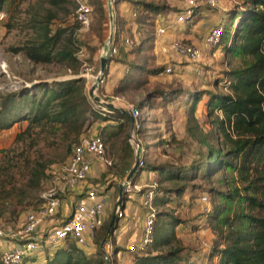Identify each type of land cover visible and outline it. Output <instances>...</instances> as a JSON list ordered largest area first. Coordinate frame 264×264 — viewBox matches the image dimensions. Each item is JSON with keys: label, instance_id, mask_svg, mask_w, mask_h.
Instances as JSON below:
<instances>
[{"label": "rangeland", "instance_id": "1", "mask_svg": "<svg viewBox=\"0 0 264 264\" xmlns=\"http://www.w3.org/2000/svg\"><path fill=\"white\" fill-rule=\"evenodd\" d=\"M246 1L222 0L221 3L218 2V8L222 14H226L223 10L241 8ZM83 2L91 8L90 25L86 31H82L76 21L77 6L74 0H6L0 4V14L3 17L0 21V111L2 104L10 95H15L17 100L24 95L40 97L41 87L44 85L54 88L57 83L79 79L82 80L84 93L95 110L101 111L98 107L101 103L123 110L128 104L141 111V129L136 131L134 139L139 144L146 168L165 164L186 167L198 160L200 152L205 148L199 145L197 138L191 136L186 129L188 126H196L198 131L205 134L213 130L209 122L218 113L208 115L209 109L206 106L208 96L204 95L196 106L194 121L188 122L191 105L187 103V93L228 94L227 89L224 88L225 73L230 69L229 64L233 63L234 59L225 55L222 45L217 49H206L202 46L200 49L203 51V59L198 63L189 62L173 52L162 54L160 47L158 48L154 41L161 39L164 41L162 45L169 47L175 39L191 43L182 37L190 35L202 43L209 31L210 17L218 18L217 10L202 6L195 10V19L189 21V25H173L171 30L166 31L167 33L158 36V28H165L163 25L169 20L182 14L185 9L183 0H126L115 4L112 8V22L113 34L115 33L114 45L118 54L113 58H107V62L110 59L112 62L106 64L107 75H105V70L101 73V58L110 33V16L106 0H83ZM132 2L160 6L166 13L153 15L152 12L145 11L146 7L143 4L138 8L133 7ZM100 4L106 6L104 17L100 15ZM50 17H53L49 21L51 30L65 28L56 46V52L70 49L75 62L35 64L22 52H14L15 49L27 46L37 39L39 28ZM228 17L224 15L220 21L222 25L226 23ZM190 29L193 31L189 32ZM142 39L147 41L143 42L139 51H135V46ZM79 49L83 50L82 56L76 55ZM131 50L134 52L132 53ZM132 63L140 66L139 72L136 73L140 85L136 88L128 85L121 93L115 94L114 88L118 86L120 79L133 72L131 70L128 73V65ZM165 68H170L172 73L163 77L148 74L150 69ZM122 85H124L123 81ZM91 90L93 92L90 95ZM170 91L181 92L182 96L170 104H163L160 99L154 97L157 92ZM18 113L22 114L20 116L23 119L13 124L9 130L0 131V227L8 229L18 226L27 214L36 210L41 203L42 195L49 188V180L47 183H41L37 190L31 188L29 182L34 173L43 168L45 173L59 174L70 159L69 150L73 140V137H69L62 127L48 124L35 126L24 132L27 120L31 118L28 105L22 104ZM93 120L91 118L87 122L85 128L90 126L91 128L84 137H90L96 126L100 125V121ZM125 129L118 131L116 127L106 128L107 132L102 134V138L105 143V160L108 164L99 163L98 168L101 172L98 173V178L86 183L99 189L112 178L116 180L102 194L105 203L104 218L107 214L109 217L117 207L119 187L125 182L129 168L132 169L135 164V154ZM18 134H22V137L16 139ZM167 142L169 150L164 148ZM102 170L106 172L103 176H101ZM153 172L151 169L141 170L134 175L131 182L138 186L148 185L153 179L156 181L158 178L157 175L152 176ZM196 184H200L199 181H196ZM165 186L174 188V183H167ZM21 189H25L27 194L31 195L23 205L19 204L18 199ZM135 192L123 191L126 197L123 214L127 221L135 216L132 225L138 223L137 228L142 229L138 217L142 208L138 200L140 194ZM189 194L187 190L181 198V204L171 203L168 207L159 206L157 210L179 216L186 221V225L177 227L175 231L179 240L186 244L189 251H192L194 260L196 256L206 254L212 245L213 238L206 221L207 212L205 213L203 209L215 206L216 201L209 193L199 189L192 193L193 198H190ZM69 195L62 198V208L66 205L67 213L71 210L70 204H65ZM203 196L207 198V205L199 200ZM52 219L61 220L63 216L58 213ZM115 237L116 233L112 235V238ZM8 243L7 240L0 239V250L5 249ZM63 243L61 241L54 246L47 243L34 254H30L28 259L26 258V263L45 264L46 255H51ZM67 244L73 247L72 242ZM111 261H116L117 264L132 262L129 252L123 248H119Z\"/></svg>", "mask_w": 264, "mask_h": 264}, {"label": "trees", "instance_id": "2", "mask_svg": "<svg viewBox=\"0 0 264 264\" xmlns=\"http://www.w3.org/2000/svg\"><path fill=\"white\" fill-rule=\"evenodd\" d=\"M4 1L6 0H0V4ZM122 1L126 0H116L115 4ZM142 4L132 2L133 7L139 8ZM143 5L146 7L145 11L152 12L153 15L166 13L163 7ZM100 9V15L104 17L106 6L100 4ZM225 15L229 17L223 25L220 45L223 46L225 55L234 59V62L229 64L230 69L225 73L228 84H225L224 88L228 94L187 93V103L191 105L188 122L194 121L196 106L204 95L208 96L206 104L209 109L208 115L218 113L209 122L213 130L202 134L196 126H188L186 129L191 136L197 138L198 144L205 150L200 152L198 160L186 167L165 164L146 168L145 164L141 169H151L154 171L152 176H158L153 190L156 207H168L171 203L181 204V198L187 190L190 192V198H193L192 193L199 189L215 199V206L207 208L206 213L208 229L213 238L212 245L206 254L198 255L193 260L192 251L179 240L175 231L177 227L186 225V221L179 216L160 211L157 212L149 252L138 255L130 253L128 248L125 249L132 257L133 264H264V0H247L244 6L226 11ZM177 17L163 25L167 28L166 31L175 26L173 23ZM52 18H48L39 28L37 39L27 46L15 49L14 52H22L35 64L75 62L70 49L56 52V46L65 28L51 30L49 21ZM183 24L189 25V22L177 26ZM114 36L115 33L113 43ZM145 41L147 40L142 39L135 46V51H139ZM116 61L119 62L117 59ZM111 62L110 59L107 65ZM128 66V73L131 70L133 72L120 79L118 86L114 88L115 94L121 93L128 85L134 88L140 85L136 76L140 66L133 63ZM166 69H150L148 74L160 77L159 74ZM41 89L40 97L24 95L17 100L15 95H10L6 98L0 111V131H7L13 124L21 121L23 118L20 116L22 114L18 113L19 108L22 104H27L31 118L27 120L24 132L46 124L60 126L67 131L69 137H73L70 154L91 128V126L85 128L91 118L102 123L94 137L102 138L108 127H116L118 131H124L126 128L127 134L128 119L119 113L109 114L95 110L84 93L82 80L60 82L54 88L44 85ZM180 93L157 92L154 97L160 99L163 104H170L182 96ZM21 137L22 134H18L16 139ZM165 145H169L168 142ZM130 170L131 167L128 172ZM105 173V170H102L101 176ZM52 175L54 173H45L42 168L34 173L29 186L37 190L40 184L47 183ZM114 181L116 180L112 178L104 187L97 189L103 194ZM196 181L200 184H196ZM167 183H174V188L165 186ZM18 196L19 204L23 205L31 195L27 194L25 189H21ZM125 200L126 197L123 195V201ZM111 218V215L108 219L105 217L93 245L83 248L67 238L51 255H46L45 264H107L100 246ZM49 225L45 224L46 227L42 230L48 231L58 223ZM112 234L106 241L105 250L112 242ZM69 242H72L73 247H69L67 244ZM3 250H0V257ZM115 250L117 253L119 249ZM27 259L23 264H27Z\"/></svg>", "mask_w": 264, "mask_h": 264}, {"label": "built area", "instance_id": "3", "mask_svg": "<svg viewBox=\"0 0 264 264\" xmlns=\"http://www.w3.org/2000/svg\"><path fill=\"white\" fill-rule=\"evenodd\" d=\"M77 6L75 12L76 21L80 24L82 31H86L90 25L91 8L83 2V0H74ZM116 0H106L107 8H114ZM219 0H183L185 9L183 13L176 18L173 25L189 22L195 18V10L206 6L211 9L218 10ZM0 21L3 20L0 14ZM167 28H158L157 35H162ZM223 34V25L218 24L209 29L203 41V46L206 49H217L221 44V36ZM114 35V34H113ZM108 43L103 55L113 57L117 54V49L113 43V38ZM128 43V41H127ZM162 53L173 52L180 58L189 62L198 63L203 59V51L191 44L185 43L182 39H175L169 47H162ZM77 56L83 55V50L79 49ZM171 69L167 68L160 77L170 74ZM228 84L227 80L224 82ZM130 113L134 119L132 138L130 143L135 156H138L137 167L141 171L145 167V161L139 144L135 142L134 134L141 129V111L133 105L123 107ZM102 112L108 113L105 109L100 108ZM110 114V113H109ZM164 148L169 150V145ZM95 160L101 164H108L105 160V143L100 136L83 137L80 142L74 147L68 163L62 168L59 174H54L49 179V188L42 195L41 203L38 208L27 214V216L15 228L0 227V239L7 240L9 243L7 248L1 253L2 264H23L25 259L37 252L44 245L49 243L54 246L58 242L65 239L73 240L80 247H87L89 242H93L96 234L103 225L105 203L101 191L95 187H87L88 181L95 180L100 174V168L94 167L92 161ZM99 173V174H98ZM81 184H85V188L77 195L70 205V212L65 218L58 222V225L48 231H41V227L59 213L60 203L62 198L73 194L74 190ZM155 179L148 185H133L130 182L125 184V192L136 191L140 194L141 207L144 211V225L139 242L135 245H130L128 251L132 254H145L149 252L151 243L154 237L155 222L157 217V207L154 203V188ZM202 204L207 203L205 196L200 198ZM206 213L207 208L203 209ZM117 218L123 217V212L120 207H116L115 212ZM40 230V232H39ZM13 243V245H12ZM105 250L103 254L105 261H111L113 256L111 248Z\"/></svg>", "mask_w": 264, "mask_h": 264}, {"label": "crops", "instance_id": "4", "mask_svg": "<svg viewBox=\"0 0 264 264\" xmlns=\"http://www.w3.org/2000/svg\"><path fill=\"white\" fill-rule=\"evenodd\" d=\"M221 1L222 0H220L219 2L221 3ZM224 12H226L225 10H223ZM217 13H218V18L217 17H214V16H211L210 17V19H209V21H208V23H209V29L210 28H212V27H214V26H216V25H218V24H220L221 22V20L224 18V13L222 14L221 13V11H220V8H218V10H217ZM217 18V19H216ZM193 29V28H192ZM192 29H190V30H188L189 32H191V31H193ZM183 37V39H188L189 41H191V44H193V45H195V46H197V47H202L203 46V41H202V43H200V42H198V41H196L195 39H194V37L193 36H191L190 37V35H184V36H182ZM156 41H158V42H156ZM163 42L164 41H162L161 39L160 40H155V44L156 45H158V48H159V50H160V52H161V48L162 47H165L164 45H162L163 44ZM167 48V47H166ZM162 53V52H161ZM162 54H164V53H162ZM118 77H120V76H118ZM120 79V78H119ZM102 126V123H100V125H97L96 126V128H95V131H94V133L97 131V129L99 128V127H101ZM94 133L90 136V137H94L93 135H94ZM98 164H99V162H97V161H95V160H93L92 161V165H93V168L94 167H98ZM129 173V172H128ZM86 186V185H85ZM85 186H84V184H81L79 187H77L75 190H74V192H73V194H71V195H69L68 197H66L67 199H66V201H68V202H65V204H70L71 205V203H72V201L74 200V198L77 196V195H79L80 193H82V191L84 190V188H85ZM87 187H91L90 185L89 186H87ZM106 191V190H105ZM131 194H135V193H131ZM130 195V194H129ZM138 200L141 202V199H140V195H138ZM126 201V200H125ZM125 201H123L122 200V204H121V206H120V208H121V210H122V212H123V209L125 208ZM62 202L63 201H61V203H60V209H59V213L63 216V219L65 218V216L67 215V210H66V205L62 208ZM115 205H116V203H115ZM117 206V205H116ZM62 208V209H61ZM115 212H116V207L114 208V212L113 213H110V215L111 216H113L114 214H115ZM69 213V212H68ZM105 214V213H104ZM108 217V214L106 215V218ZM138 217H139V222H140V224H142V226H141V228H143V225H144V218H145V214H144V211H143V209L141 208V212L139 213V215H138ZM125 217H124V214H123V217L121 218V219H119V221L117 222V227H116V229L115 230H117V231H114L113 232V234L114 233H116V237L115 238H112V244L111 245H109L110 246V248H111V252L113 251V255L114 254H116V250H115V248H123L124 250L125 249H127L128 248V246H130V245H135V244H137L138 242H139V240H140V238H141V234H142V229H140V228H137V226H138V223L136 224V225H132V221H134L135 219V216H132L131 217V219L129 220V221H127L126 219H124ZM63 219H61V220H51V221H48L47 223H46V225H49L50 223L51 224H54V223H58V222H61ZM105 219V218H104ZM118 219V218H117ZM121 220V221H120ZM53 221V222H52ZM139 224V225H140ZM50 226V225H49ZM52 226V225H51ZM44 227H46L45 225H44ZM45 228H43V230H44ZM42 229H41V231H43ZM112 234V235H113ZM132 241H134L133 243H131ZM90 243L92 244L93 242H89V245H90ZM8 245V244H7ZM107 250H109L108 248H107ZM129 258L131 259V261H132V257L129 255ZM131 264H133V262H131Z\"/></svg>", "mask_w": 264, "mask_h": 264}, {"label": "water", "instance_id": "5", "mask_svg": "<svg viewBox=\"0 0 264 264\" xmlns=\"http://www.w3.org/2000/svg\"><path fill=\"white\" fill-rule=\"evenodd\" d=\"M108 12H109V16H110V33H109V38H110V41H111L112 38H113V22H112V8L110 6L108 7ZM107 58L108 57L106 55H103V57L101 58V73H103L104 70H105V68H106ZM92 92L93 91L91 90L90 91V95L92 94ZM98 105H99L98 107L105 109L110 114L119 113V114L125 116L128 119V122H129V126H128V136H129V138H132V131H133L134 119L132 118V116L130 115V113L128 111L123 110V109H116V108L113 107V105H110V104H104L103 105V104L99 103ZM135 142L138 143L136 140H135ZM137 161H138V156H135V164H134V166L132 167V169L128 173V175H127V177L125 179V182L122 184V186L119 187V198H118V202H117V207H120L121 204H122L123 191H124L125 184L128 183V182H130L131 179L133 178V176L137 172H140V170L137 167ZM116 222H117V216H116V214H114L112 216V218H111L110 223H109V226H108L106 235H105L104 239L101 242L100 249H101V251H102L103 254H106V252H105V244H106V241L108 240L110 234L113 233ZM107 264H110V261H107Z\"/></svg>", "mask_w": 264, "mask_h": 264}]
</instances>
